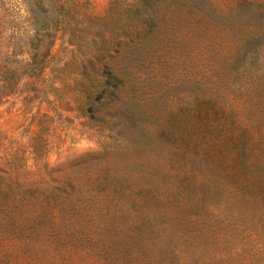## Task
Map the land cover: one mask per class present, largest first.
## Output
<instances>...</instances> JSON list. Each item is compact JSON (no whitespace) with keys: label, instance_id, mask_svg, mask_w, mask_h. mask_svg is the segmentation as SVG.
I'll list each match as a JSON object with an SVG mask.
<instances>
[{"label":"rangeland","instance_id":"1","mask_svg":"<svg viewBox=\"0 0 264 264\" xmlns=\"http://www.w3.org/2000/svg\"><path fill=\"white\" fill-rule=\"evenodd\" d=\"M201 1L163 86L112 0H0V264H264V0Z\"/></svg>","mask_w":264,"mask_h":264},{"label":"trees","instance_id":"2","mask_svg":"<svg viewBox=\"0 0 264 264\" xmlns=\"http://www.w3.org/2000/svg\"><path fill=\"white\" fill-rule=\"evenodd\" d=\"M54 1L60 3L63 11L55 19V23L51 25L52 28L63 24L66 15L65 5L61 0ZM45 2L46 0H38L37 3L29 4L28 8L33 21L40 23L39 16L43 13L48 14ZM204 6L205 2L201 0H131V3L126 6L121 4L120 0H112L109 18L113 25L110 28H104L103 34L105 38L107 35L126 38L128 41L120 43L117 54L121 52L126 61L129 62L135 59L145 61L147 63L146 68L151 73L160 69L163 75V86H168L172 83V79L169 77L173 74L169 72V67L178 56L179 44L183 39L177 27L180 21L178 17H175L174 12L183 9L191 15L195 9H203ZM114 15H117L118 18L115 19ZM121 20H126L129 27H118L117 22ZM130 27L133 28L130 29ZM64 33L68 32L65 31ZM133 43H136L137 48L134 51H129L127 46ZM70 45L76 46L74 43H70ZM99 72L101 73L99 89L102 91L97 93L96 102L113 103L117 99H121L122 92L130 86L127 80L126 67L124 71H120L117 65L109 61L99 69ZM178 80L179 77L175 79V82ZM180 96L182 95L171 99L166 98V101L180 100ZM154 97L155 95L151 93L149 100H153ZM88 114L92 121L94 119L93 106H90ZM151 128L157 129L165 138H171L174 135L173 125L168 121L157 126L151 124Z\"/></svg>","mask_w":264,"mask_h":264}]
</instances>
